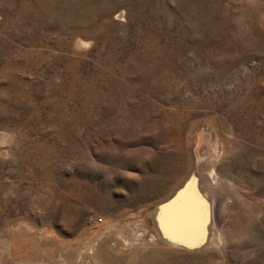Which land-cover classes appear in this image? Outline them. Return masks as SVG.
<instances>
[{
	"label": "rangeland",
	"instance_id": "rangeland-1",
	"mask_svg": "<svg viewBox=\"0 0 264 264\" xmlns=\"http://www.w3.org/2000/svg\"><path fill=\"white\" fill-rule=\"evenodd\" d=\"M192 170L186 251L150 217ZM0 264H264V0H0Z\"/></svg>",
	"mask_w": 264,
	"mask_h": 264
},
{
	"label": "water",
	"instance_id": "water-1",
	"mask_svg": "<svg viewBox=\"0 0 264 264\" xmlns=\"http://www.w3.org/2000/svg\"><path fill=\"white\" fill-rule=\"evenodd\" d=\"M211 215V201L192 170L167 200L155 204L150 220L161 242L197 251L208 244Z\"/></svg>",
	"mask_w": 264,
	"mask_h": 264
},
{
	"label": "bare ground",
	"instance_id": "bare-ground-1",
	"mask_svg": "<svg viewBox=\"0 0 264 264\" xmlns=\"http://www.w3.org/2000/svg\"><path fill=\"white\" fill-rule=\"evenodd\" d=\"M199 158V157H198ZM200 160V159H199ZM197 170V169H196ZM216 175V174H215ZM215 175H214V172L209 174L207 177H203L200 173H198V176H199V179H200V183H201V186H202V190L203 192L206 194L207 193V190L206 188L208 187H205L207 184H212V182H214L216 179H215ZM217 177V176H216ZM216 182V181H215ZM214 182V183H215ZM218 185V184H217ZM210 186V185H209ZM215 187V186H213ZM212 187V188H213ZM211 188V187H210ZM210 190V189H209ZM215 202V201H214ZM213 202V203H214ZM213 203L211 202V221L213 220ZM215 207V206H214ZM216 209V208H215ZM156 240V239H155ZM166 244V243H165ZM167 245H171V244H167ZM171 246H174V245H171Z\"/></svg>",
	"mask_w": 264,
	"mask_h": 264
},
{
	"label": "built area",
	"instance_id": "built-area-1",
	"mask_svg": "<svg viewBox=\"0 0 264 264\" xmlns=\"http://www.w3.org/2000/svg\"><path fill=\"white\" fill-rule=\"evenodd\" d=\"M92 220H94V221H99V222L101 221L100 219H96V218H95V219H92Z\"/></svg>",
	"mask_w": 264,
	"mask_h": 264
}]
</instances>
